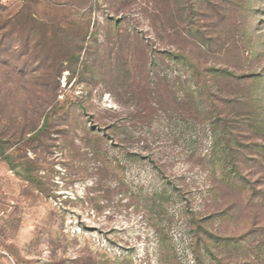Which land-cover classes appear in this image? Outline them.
I'll use <instances>...</instances> for the list:
<instances>
[{
	"label": "rangeland",
	"instance_id": "374dc122",
	"mask_svg": "<svg viewBox=\"0 0 264 264\" xmlns=\"http://www.w3.org/2000/svg\"><path fill=\"white\" fill-rule=\"evenodd\" d=\"M50 1L0 0V264H264V0Z\"/></svg>",
	"mask_w": 264,
	"mask_h": 264
},
{
	"label": "trees",
	"instance_id": "16d2710c",
	"mask_svg": "<svg viewBox=\"0 0 264 264\" xmlns=\"http://www.w3.org/2000/svg\"><path fill=\"white\" fill-rule=\"evenodd\" d=\"M53 5H54V9L56 10H61L60 8L63 9V7H65L64 4H62L61 2H56V1H50ZM128 2L131 3H136V0H129ZM21 14H24L22 12L18 13L17 15H4L3 11L0 10V36H3L5 34L3 33H8L9 36L13 37V31H15L16 27V23L14 22V18L16 19L17 17H19ZM26 17L29 18L30 20H33L34 22L37 23V21L40 20H44L41 19L34 11H32L31 9L27 10L25 12ZM42 22V21H41ZM2 44V42H0V45ZM204 46L203 44H201L200 48ZM173 54L176 56L177 59H183L186 60L190 66V71L192 73L191 77L192 79L196 82L197 84V90L195 93H198L201 99L202 103H207L208 101H211L212 103V97H213V90L212 87L210 85V81H212L211 78L210 79V75L215 77V78H219V79H225V80H231L230 77L233 76V68L232 67H226V68H220V69H216L212 66H207L206 63L202 64V62L197 58L194 57L191 53V51L188 50H183V49H179L177 51H174ZM11 74V73H9ZM195 93L194 91H192L191 93H188L187 95H185V97H187V99H189L190 101H192L191 107H190V111L192 112H196V109H198V106H196L195 104H193V100L195 99ZM184 101V100H183ZM48 124V120L47 118L45 119V123L43 125L46 126ZM27 128V127H26ZM27 131H24V133ZM23 131L20 133V135L22 134V136L24 135ZM35 136V135H34ZM23 138V137H22ZM228 142L230 143L231 140L229 139ZM0 152L1 153H5V147L4 145L0 142ZM9 161H10V165L12 166V161H11V157H8ZM233 172L238 173V168L237 167H233Z\"/></svg>",
	"mask_w": 264,
	"mask_h": 264
}]
</instances>
